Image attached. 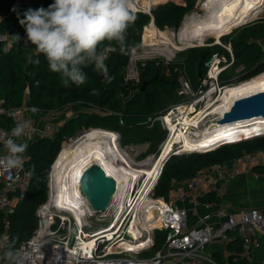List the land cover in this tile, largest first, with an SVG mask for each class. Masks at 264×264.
<instances>
[{
  "label": "trees",
  "instance_id": "16d2710c",
  "mask_svg": "<svg viewBox=\"0 0 264 264\" xmlns=\"http://www.w3.org/2000/svg\"><path fill=\"white\" fill-rule=\"evenodd\" d=\"M53 3L54 0L28 2L0 0V33L12 29L24 34L25 27L20 23L24 19V14L29 9H47ZM195 3L196 0H156L150 3L151 7L157 4L151 13L139 10L144 7L136 5L137 10L134 11L136 19L129 24L125 33L127 51L121 53L117 42L107 40L97 49L98 52L103 51L106 56L105 64L109 69L111 82H107L102 73L95 71L94 65H89L82 68L87 76L83 85L70 83L69 87H64L60 74L49 69L46 58L36 51L35 45L13 48L9 53L1 52L0 104L2 106L11 108L30 101L33 106L48 112L62 111L71 103H80L84 110L61 124L52 136H42L26 142L28 148L23 153L24 168L30 172L31 184L24 197L13 206L11 211L0 209V241L6 230V223L9 222L8 240L0 245V264H8L4 258L5 252L9 248L15 250L38 225L36 210L48 197L50 167L65 139L76 135L81 128H110L119 131L122 135H129V139L134 140L140 139L137 134L141 130L144 133L146 131L148 136L146 138L149 139L157 136L156 131L161 132L158 126L148 128L146 124L165 111L164 104L181 98L177 93L179 83L176 77L174 74L166 75L160 65L150 61L141 67V83L136 86L126 79V67L131 50L142 42L143 30L147 24L153 20L161 29L169 26L179 28L185 14L193 9ZM221 41L223 44H230L234 53L233 63L220 74L221 83H227L223 75L231 67L241 68L242 73L238 78L241 81L264 71V18L237 26L224 35ZM4 43L0 40V51ZM217 52L226 53L230 59L229 51L220 44H207L192 50L188 70L194 86L197 85L196 83L200 84L205 72V62ZM30 56L33 61L39 60V63L29 62ZM144 81L148 83L141 90ZM0 124L9 125V118L5 113H0ZM260 151L264 152V133L223 141L203 152L174 154L175 156H171L164 165L155 195L168 198L173 182H181L193 177L212 164L239 159L246 153ZM253 167L264 174V163L261 164V161ZM207 198L217 200L212 192L201 197L202 200ZM164 235L165 232L156 231L157 246ZM234 235L226 244L227 253L215 252L212 255L213 259L218 264H252L245 254L243 239L237 234Z\"/></svg>",
  "mask_w": 264,
  "mask_h": 264
},
{
  "label": "built area",
  "instance_id": "2783aa9c",
  "mask_svg": "<svg viewBox=\"0 0 264 264\" xmlns=\"http://www.w3.org/2000/svg\"><path fill=\"white\" fill-rule=\"evenodd\" d=\"M17 12L19 13L18 10ZM0 40L5 42L0 54L9 53L13 48L33 46L28 41L26 32L21 34L12 29L0 33ZM231 63L222 64L219 55L214 54L205 76L201 79V87L196 92L184 76H178L179 94L186 96L187 100L156 117L168 131L169 138L172 132L170 122L176 123L179 119L183 122V117H189L190 114V122H193L198 113L207 106L208 101L203 107L199 106L200 101L205 97L210 101L216 98L218 90L223 88L219 75ZM207 82L213 88L203 90L202 86ZM12 112L15 116L9 115ZM0 113H5L10 119L8 127L0 125V132L10 133L17 122L30 124L26 135L17 139V143L31 142L42 136L50 137L57 129L49 123L42 126L36 124L25 104L11 108L0 106ZM0 146L2 159L7 152L3 143ZM179 149L172 153L179 154ZM239 160L248 166L261 161L259 153H246ZM163 168L164 165L161 164L152 174L129 173L127 178L122 179L111 206L105 212L92 210L81 195L82 207L78 210V215L58 199V188L52 178V170L48 197L36 210L38 225L16 247L15 251L20 253L16 264H213L215 262L207 252V246L211 243L229 241L232 235L237 234L243 239L246 249L258 245V232L264 235V212L260 208L252 207L236 216L226 207L212 208V203L203 202L201 199L203 187L208 182L216 183L223 177L236 176L240 173L239 168L225 162L212 164L184 180L175 189L176 198L180 201L189 199L196 212L202 205L207 210L198 214L193 225L190 224L189 210L185 206L155 195ZM254 176L260 178L264 174L255 171ZM0 183V209L11 211L14 206L12 194H15L18 201L21 200L30 187L31 175L24 168V163L20 168L11 169L0 165ZM8 226L9 222L6 223L1 244L8 240ZM157 230L165 232L158 246ZM150 250L154 251L146 253Z\"/></svg>",
  "mask_w": 264,
  "mask_h": 264
},
{
  "label": "bare ground",
  "instance_id": "6f19581e",
  "mask_svg": "<svg viewBox=\"0 0 264 264\" xmlns=\"http://www.w3.org/2000/svg\"><path fill=\"white\" fill-rule=\"evenodd\" d=\"M261 1L205 0L206 12L203 15L186 17L177 32L178 40L182 44H189V42L194 43L195 40L203 41L210 35L219 40L223 34L229 32L233 27L246 23V18L261 6ZM150 3L151 0H141L139 2L146 9L151 8L152 3ZM173 36L174 34L171 35L164 30L158 32L156 25L152 22L151 28H146L144 41L152 44L159 43L162 46L166 44V48L163 47V49L168 50V52L172 50V47L181 49L183 46H178L172 39L175 38ZM262 90H264V71L239 83L226 85L222 97L213 101L211 110L202 114L199 112L193 122H190L191 118L186 116L183 117V122L182 119H179L176 123L170 122L169 125L172 130L170 138L164 145L158 163L151 168H134L131 166L118 147L117 134L111 130L96 127L80 133L79 136L73 137L70 143H64L54 162L53 178L58 188V199L62 203H66V206L71 207L78 215V210H81L82 207L79 177L84 168L93 162L101 164L109 174L114 173L119 183H122V179L127 178L131 172L134 174L140 172L152 174L156 167L161 166L167 154L175 150L174 145L177 142L182 144V148L178 150L180 154L189 150H205L224 140L232 141L239 137L264 133V116L238 120L228 124L217 122L218 118L231 108L237 98ZM215 102L218 103L214 106ZM210 115H217V117H213L209 120L210 124L203 125V128H201V122ZM167 119L171 120L170 116H167ZM145 165L147 163L143 164V166ZM152 168L153 170H151ZM120 175L123 177L121 178Z\"/></svg>",
  "mask_w": 264,
  "mask_h": 264
},
{
  "label": "clouds",
  "instance_id": "9594fccd",
  "mask_svg": "<svg viewBox=\"0 0 264 264\" xmlns=\"http://www.w3.org/2000/svg\"><path fill=\"white\" fill-rule=\"evenodd\" d=\"M134 11L133 0H54L47 9H29L20 23L25 27L28 41L46 58L49 69L60 74L62 85L69 87L71 83L79 86L87 80L82 68L89 65H94V70L111 82L105 64L106 56L97 49L107 40L117 42L121 53L127 51L125 33L136 19ZM28 59L31 63H39L31 56ZM32 111L35 113L37 109ZM9 115L15 116V113ZM29 128V123L17 122L10 133L0 132V143L7 152L0 159V165L6 169L23 166V153L28 144L17 143L16 140L25 136ZM19 255V252L9 248L4 258L8 264H16Z\"/></svg>",
  "mask_w": 264,
  "mask_h": 264
},
{
  "label": "rangeland",
  "instance_id": "374dc122",
  "mask_svg": "<svg viewBox=\"0 0 264 264\" xmlns=\"http://www.w3.org/2000/svg\"><path fill=\"white\" fill-rule=\"evenodd\" d=\"M140 1L141 0H133V3H134V5L138 4L140 6V4H139ZM204 2H205V0L204 1L196 0L195 6L193 7V9L191 11H189L188 13L185 14L184 20L186 19V17H194V16L203 15L206 12ZM156 5L157 4H154L149 9H146V7L143 6L144 8H141L139 10L151 13L153 7ZM260 5L261 6L258 7V10L257 9L255 10L257 12L254 11L253 14H250L246 18V20H247L246 23H242L238 26H241V25L247 24L249 22H253L255 20H259L261 18H264V0L261 1ZM135 10H137V9H135ZM152 22L154 23V21L152 20L149 24H147L144 27L143 38H142L141 44L138 47L133 48L131 50L130 60H129V63L126 67V79L129 82H131L132 85L137 86L139 83H141V69H142L141 67L143 65H145L147 62L153 61V62H155L156 65H160V67L162 68V70L164 71V73L166 75L174 74L176 79H178V76H181V75L184 76L185 79L189 82L190 86L195 90V92L198 89H200L201 83L199 85H198V83H196L197 85L194 86V84L191 80L192 78L190 77V71L188 70L189 69L188 64H189V62L191 60V56H192V50L194 48H197V47L206 46L208 43H212V44L214 43L215 44L218 41L222 42L221 38L224 35L230 33V31L232 29L236 28V27H233L229 32L223 34L219 40H217L213 35H210L206 39H204L203 41H200V40L196 41L195 40L194 43L189 42V44H182L178 40L177 32L179 31V28L182 26L183 22L181 23L179 28L169 26V27H165L163 29L159 28L154 23L156 25V29L158 30V32H163V30H164L171 35L174 34L173 37H175V38H172V39H174V42L178 46H183L181 49H175L172 47V50L170 52H168V50L163 49V47L166 48L165 47L166 44H165V46H162V45H159V43L158 44H152L151 42L144 41V35H145L146 28H151ZM219 57L222 59V64H224L225 61H227L225 54L221 55V56L219 55ZM227 68H228V66L226 68H224V70H226ZM175 73L177 74V76ZM241 73H242V71H241L240 67L236 68V69H233L231 67L223 75L224 80L227 83H225V82L221 83L220 75H219V82L221 83V86H223V88H221V90H218V94H217L216 98H214V100L222 97L224 87L226 85L228 86L230 84L239 83L241 80H238V78H239ZM212 88L213 87H212V84L210 82H207L206 85L204 84L202 86L203 90L204 89L210 90ZM179 89H180V87H178L177 93L180 96ZM132 94H133V92H132ZM167 96H169V95H167ZM208 99L209 98L205 97L200 101L199 106H202V107L205 104V102L208 101L207 106H205V108L202 109L201 114L206 113V112L211 110V106H212V103L214 100L210 101ZM186 100H187V97L183 96L182 98H179L178 101L177 100H175V101L171 100V101L167 102L166 104H164L165 105L164 109L166 108L165 112H167L174 105H176L180 102H185ZM217 103L214 104V106L217 105ZM79 110L80 111L84 110L83 105H81L80 103H75V104H72V106H70L66 112H64V111L62 113L61 112H52L50 119L53 121V125L57 126L63 119L67 118L68 116L70 117L72 115H75L77 112H79ZM30 111H31L30 113L33 112L32 110H30ZM189 117H191V114L189 115ZM213 117L215 118V117H217V115H210L207 118H205V120L203 122H201V128H203V125L210 124L211 122H209V120H211ZM146 125L148 128L158 126L160 128L161 132L156 131L157 136L149 139V138H146V137H148L146 135V131L144 133L141 130L139 132V134H137V136L140 137V139L134 140V139H129V135H122L119 131L108 128V130H111L117 134V136H118V139H117L118 147H119L120 151L124 154V156H126L125 158L129 162V164H131V166H133L134 168H137V167L151 168L152 166L155 167V165L158 163V159L160 158V156L162 154L163 146L165 145L167 140H169V133H168V131L163 129L161 121L159 119L152 118V120H149V122H147ZM177 126H179V125H177ZM191 129H193V128H191ZM86 130H88V129L87 128H81L77 132L76 135L70 136L67 139H65L61 144V149H62L64 143H68V142L70 143L71 142L70 140L73 137L75 138V137L79 136L80 133H82ZM257 134H259V133H257ZM124 138H125V140H124ZM221 142H219L218 144H220ZM181 145H182L181 142L175 143L174 149L182 148ZM211 148H213V147H211ZM61 149H60V151H61ZM60 151H59V153H60ZM193 151H195V150L183 151L180 154L182 155L184 153H190ZM197 151L203 152V150H197ZM59 153H58V155H59ZM58 155H57V157H58ZM171 156L174 157L175 155L172 152H170V154L167 156V158L168 157L170 158ZM57 157H56V159H57ZM121 158H120V161H121ZM263 158H264V156H263ZM56 159L54 160V162L56 161ZM54 162L50 167V171L48 174V183L51 179V173L53 170ZM145 163H147V165L143 166V164H145ZM156 169H158V168L156 167ZM52 178H53V176H52ZM105 216H107V213ZM161 242H162V240H161ZM153 251L154 250H150L146 253H152Z\"/></svg>",
  "mask_w": 264,
  "mask_h": 264
},
{
  "label": "crops",
  "instance_id": "0c3cea01",
  "mask_svg": "<svg viewBox=\"0 0 264 264\" xmlns=\"http://www.w3.org/2000/svg\"><path fill=\"white\" fill-rule=\"evenodd\" d=\"M215 44H220L224 46L230 53V59H228L226 53L217 52L215 54H218L220 56L225 54L226 59H227L225 63L226 62L233 63L234 53H233L231 45L230 44L226 45L219 41L216 42ZM24 104L28 107L29 114L31 115L34 122L42 126L43 124H46V123L53 125V121L50 119L52 112H61V113L63 111L66 112L67 109L70 106H72V104H75V103L69 104L62 111L53 110V111H48V112L43 111L42 109L33 106L30 103V101H26ZM0 106L2 105L0 104ZM33 108H36L37 111L35 113L34 112L30 113L31 112L30 110H32ZM73 116L74 115L70 117L68 116L67 118L63 119L57 126L55 125L54 126L58 128L61 124H63L65 121L69 120ZM9 125H10V119H9ZM8 126H5V127H8ZM0 148H2V146H0ZM259 154H260V159H261V164H262L264 163V158H263L264 152L260 151ZM239 159H231L229 161H225V163H227L228 165L236 166L237 168H239L240 169L239 174L233 177H223L219 179L218 182L216 183L208 182V184L203 187L204 193L202 197L212 192L214 193L218 201L216 199L210 200L207 198V200H203V202L212 203V208H215L218 206L226 207L230 211L234 212L236 216H240L244 210L252 208V207L260 208L264 212V177L256 178L254 176V172L257 171V169L254 168L253 166H248L244 164ZM182 183L183 181L173 182L170 193H169V197L166 199H172L177 204L185 206L189 210L190 224L193 225L197 221L198 214H203L207 210L202 205L198 207V210L196 212L195 210H193L192 202L189 199L186 201H180L176 198L175 189ZM0 186H1V183H0ZM17 202L18 200L15 194H12L13 205H15ZM257 240H258V245L252 246L249 250L243 246L245 250V254L249 257L252 264H262L263 258H264V235L261 232H258ZM229 241L221 240V241L211 243L207 246V252L211 255L212 258H213L212 255L215 252L227 253L225 249H226V244ZM0 245H1V241H0ZM213 260L215 262L213 264H218L215 259Z\"/></svg>",
  "mask_w": 264,
  "mask_h": 264
},
{
  "label": "water",
  "instance_id": "95a60500",
  "mask_svg": "<svg viewBox=\"0 0 264 264\" xmlns=\"http://www.w3.org/2000/svg\"><path fill=\"white\" fill-rule=\"evenodd\" d=\"M206 64L208 65V62ZM147 82L144 81L142 87ZM258 116H264V90L237 98L217 122L228 124ZM167 160L168 158L162 165H165ZM120 184L115 174H109L98 162L86 166L79 177L80 194L86 199L91 209L97 212H105L111 206Z\"/></svg>",
  "mask_w": 264,
  "mask_h": 264
},
{
  "label": "flooded vegetation",
  "instance_id": "af4514ba",
  "mask_svg": "<svg viewBox=\"0 0 264 264\" xmlns=\"http://www.w3.org/2000/svg\"><path fill=\"white\" fill-rule=\"evenodd\" d=\"M208 44L211 45L212 43H208ZM213 44H214V43H213ZM212 57H213V56H212ZM212 57H211L208 61L205 62V72H204L203 77L205 76V74H206V72H207V69H208V67H209L210 64H211V59H212ZM207 62H208V65L206 64ZM203 77H202V78H203ZM202 78H201V79H202ZM201 79H200V82H201ZM177 81H178V79H177ZM143 83H144V82H143ZM147 83H148V82H147ZM147 83H146V85H147ZM146 85H145V86H146ZM142 86H143V85H142ZM145 86H144V87H145ZM144 87H142L141 90L144 89ZM180 97L182 98L183 96L180 94Z\"/></svg>",
  "mask_w": 264,
  "mask_h": 264
}]
</instances>
